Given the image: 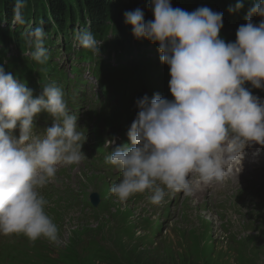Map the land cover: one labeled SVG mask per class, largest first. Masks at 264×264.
<instances>
[{"label":"clouds","instance_id":"clouds-1","mask_svg":"<svg viewBox=\"0 0 264 264\" xmlns=\"http://www.w3.org/2000/svg\"><path fill=\"white\" fill-rule=\"evenodd\" d=\"M26 0H16L14 20L23 24ZM237 0L230 12L243 9ZM154 20L142 9L126 11L125 23L137 39L159 45L161 63L170 67L169 88L174 100L155 93L136 101L139 109L127 135L115 137L106 163L122 179L111 193L122 203L151 192L153 205H162L168 191L192 196L196 188L224 183L241 169L246 148L264 147V102L246 87L264 89V0H254L236 41L221 38L223 13L209 7L193 12L174 8L171 0H151ZM46 32L35 27L27 44L33 60L46 65ZM79 45L96 56L102 43L90 30L76 36ZM39 95L0 65V234L24 235L32 243L43 238L59 245V227L45 211L41 190L56 179L61 165H79L86 137L72 114L65 93L55 82ZM46 112L52 126L37 133L36 118ZM19 128V136L14 135ZM192 177H197L193 181ZM166 189L168 191H166Z\"/></svg>","mask_w":264,"mask_h":264},{"label":"rangeland","instance_id":"rangeland-1","mask_svg":"<svg viewBox=\"0 0 264 264\" xmlns=\"http://www.w3.org/2000/svg\"><path fill=\"white\" fill-rule=\"evenodd\" d=\"M75 43H77L75 41ZM15 49L12 48V51ZM64 56V54L62 55ZM56 61L60 62V64L63 63L64 67H68L71 64L70 59L69 61L66 60V57H63L61 60L59 58L55 59ZM85 70L83 71L85 81H87V84L79 85L78 89L82 93H86L85 96H82L81 98H75L73 99V102L78 105H84V114L90 112V111H99V103L97 101L95 93L99 91L98 89V83L95 79L90 78L89 75V66L84 67ZM114 87L108 88L110 92H112ZM83 114V113H82ZM81 115V114H80ZM88 120L87 117H85ZM95 120L89 121L90 127L95 126ZM109 150V149H108ZM95 153L91 149V153L89 155V159L80 165V167H77L76 170L67 172L63 174L62 176H56V179L49 184V187H45L41 190V194L48 200V205H50L51 208L55 206V202H58V208L60 207V204H62L64 207L60 209V212L63 213L64 218V240L61 241L59 245L54 246V256L57 255L58 250L64 248L65 243L69 242V238L71 236V230L78 226V222L74 221L75 217H78L80 214H84V211L87 212V216H89L90 211L87 206L84 205V198L83 196L91 195L93 192L98 191L101 192L100 189H103L106 187V185H109L112 187L113 184L118 183L120 180H118V177L116 173L118 172V169L115 167L110 168L108 171H102L98 170L97 166L99 165L96 160H93ZM78 168H82V175L78 174ZM101 177L93 178L89 175L91 173H101ZM255 186L257 187H264V174H259L256 176L255 180ZM250 181L246 180L244 177L240 178L237 177L234 180L230 181L226 184L225 188L216 191L215 189H206L203 192L200 193V190H198L194 197L191 199L187 198L184 193H176L171 195V191H168L167 197L168 201L164 203L161 206L153 205L150 202L149 197L152 195L151 192H148L147 194L142 193V197H134L130 198L126 203H122L118 201V204H120L121 208H130L133 209L135 216L140 215L141 217H150L152 219H161L165 220L162 216V213L165 209V207L170 206L171 207V216L172 220L170 221V224L165 227L164 233L162 235H159L158 238L154 241V243H150L146 241V239L142 238V236L145 233H148L140 228H138L137 233L135 234L134 242H131L130 239H127V237H124V239L120 238L117 240L118 244H123L122 249L126 250L128 248H132L133 250L129 252V258L128 260L125 258L124 254H121V260L120 262L124 264H132L135 262V260L138 262L141 257V261H144L142 264H164V260H166L167 256V250L171 249L170 245H173L174 247H178L179 237L176 235L174 230H176L177 226H183V229H190L194 228L196 226V221L199 216H203L202 218H206V214L200 213V207L201 204H208L210 207L211 204H213L215 201L224 202L227 203V200L230 196H233L231 194V190L234 188H246L247 185H249ZM184 195V196H183ZM176 196L177 198H180L179 201H175L173 204H169V201L172 200V198ZM58 198V199H57ZM62 198H68L71 200L75 205L73 207H65V203L63 202ZM57 199V200H56ZM105 199V198H104ZM243 199V198H242ZM242 199L239 200V203L242 202ZM133 202H132V201ZM186 200V204H185ZM104 204H109L108 202H104ZM46 205V206H48ZM80 206H84V210L80 208ZM117 212H124V210H120L115 208ZM115 209L112 211H115ZM236 212L240 214V210L237 208ZM241 215V214H240ZM103 218H101L98 222L96 219H90L92 229L93 230H99V233L96 236L100 235V231L103 230L105 237V240L109 242L110 238H114L113 235L110 234L111 230L114 227L115 219H112V213H104ZM102 220V221H101ZM216 221L218 225L221 222H226V219L223 218H217ZM228 224H236L237 218L235 216H232L227 219ZM121 223V222H120ZM246 220L242 221V225H246ZM240 227V226H239ZM109 232H107V231ZM123 232L120 230L117 234H122ZM82 237V235H81ZM210 243L206 246L207 250V256L212 258L213 260H218L220 257H223L225 254L221 253L219 250L221 249V244L217 241H215L214 237L211 236ZM216 237V235H215ZM118 238V236H117ZM217 238V237H216ZM219 239L221 242L222 239ZM12 243H21L17 241L16 237H12L10 240ZM5 241H0L1 243H4ZM129 242V243H128ZM170 242V244H169ZM22 245V244H20ZM240 244L236 242L235 239H232L231 241V248L237 250L239 248ZM21 247V246H20ZM151 250L149 253L148 251ZM133 252L136 255L132 259ZM148 252V253H146ZM149 254L151 255V258H148ZM255 256V253H254ZM175 257L178 258V264L181 263L183 256H178V253H175ZM256 257V256H255ZM257 258V257H256ZM260 264H264V259L257 258ZM192 260V259H191ZM225 261V260H222ZM226 264H235L234 260L228 261L226 260ZM89 264H96L95 262L89 263ZM217 264V263H216ZM223 264V263H218Z\"/></svg>","mask_w":264,"mask_h":264},{"label":"trees","instance_id":"trees-1","mask_svg":"<svg viewBox=\"0 0 264 264\" xmlns=\"http://www.w3.org/2000/svg\"><path fill=\"white\" fill-rule=\"evenodd\" d=\"M185 3H175L176 8H181L190 11L194 10L201 4V0H185ZM186 4L190 5L187 6ZM16 0H0V33L7 35L9 26L2 27V22H11L12 14ZM131 8V11L142 9L145 15V20H154V14L150 6H141L139 0H26V7L22 10L23 17L30 22L33 18L36 23L43 21L47 23V32L49 35L56 34L58 31L70 37V32L75 31L76 24L85 25L86 20L96 23L91 26V31L95 37L106 40L105 35L112 31L118 38L107 42V45L114 49L122 48L124 50H132L136 45H141L133 42L128 32L126 23L124 22V12ZM21 27L15 30L17 42L21 37ZM13 34L9 37L13 39ZM137 39V38H136ZM138 43L141 39H137ZM123 247V244H121ZM127 253V250L125 251ZM190 262L189 260H184ZM192 263V262H190ZM7 264H30V259H18L9 257ZM189 264V263H185ZM196 264V263H195Z\"/></svg>","mask_w":264,"mask_h":264},{"label":"bare ground","instance_id":"bare-ground-1","mask_svg":"<svg viewBox=\"0 0 264 264\" xmlns=\"http://www.w3.org/2000/svg\"><path fill=\"white\" fill-rule=\"evenodd\" d=\"M201 189H202V191H204L205 189H207V186L203 185V186L201 187Z\"/></svg>","mask_w":264,"mask_h":264}]
</instances>
